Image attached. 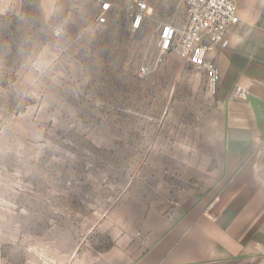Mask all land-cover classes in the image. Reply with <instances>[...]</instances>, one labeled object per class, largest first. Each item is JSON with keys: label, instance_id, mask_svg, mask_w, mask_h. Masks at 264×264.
<instances>
[{"label": "rangeland", "instance_id": "374dc122", "mask_svg": "<svg viewBox=\"0 0 264 264\" xmlns=\"http://www.w3.org/2000/svg\"><path fill=\"white\" fill-rule=\"evenodd\" d=\"M49 1L0 10V264H70L141 235L187 199L167 190L185 188L175 167L212 106L201 70L160 52L177 0H145L137 30L138 0L103 25L104 0Z\"/></svg>", "mask_w": 264, "mask_h": 264}, {"label": "crops", "instance_id": "0c3cea01", "mask_svg": "<svg viewBox=\"0 0 264 264\" xmlns=\"http://www.w3.org/2000/svg\"><path fill=\"white\" fill-rule=\"evenodd\" d=\"M10 1L0 0V10ZM237 11L228 47L210 54L222 79L208 97L205 129H195L198 137L184 146L190 160L175 167L186 186L175 181L167 190L187 199L151 210L158 219L149 218L141 235L70 264H264V0H238ZM250 97L262 103L256 111Z\"/></svg>", "mask_w": 264, "mask_h": 264}, {"label": "built area", "instance_id": "2783aa9c", "mask_svg": "<svg viewBox=\"0 0 264 264\" xmlns=\"http://www.w3.org/2000/svg\"><path fill=\"white\" fill-rule=\"evenodd\" d=\"M181 17L160 26L159 46L161 55L181 54L190 64L201 70L209 92L216 94L222 79L219 65L210 56L212 51L228 47L227 32L238 23V0H177ZM112 3L104 0L96 18L99 25L109 21ZM151 7L145 0H138L130 10L133 29L137 30ZM161 59V58H160ZM143 71L146 67L142 68ZM241 96L243 91L238 89Z\"/></svg>", "mask_w": 264, "mask_h": 264}, {"label": "water", "instance_id": "95a60500", "mask_svg": "<svg viewBox=\"0 0 264 264\" xmlns=\"http://www.w3.org/2000/svg\"><path fill=\"white\" fill-rule=\"evenodd\" d=\"M250 99H251V101H252V104H253V106H254V109H255V111H256V103H261L260 101H258V100H256L254 97H250ZM262 104V103H261ZM262 105H264V104H262ZM258 117V116H257ZM260 118L258 117V123H260Z\"/></svg>", "mask_w": 264, "mask_h": 264}]
</instances>
